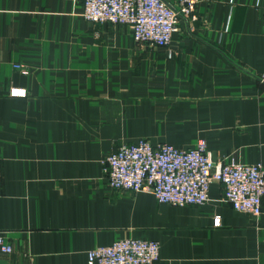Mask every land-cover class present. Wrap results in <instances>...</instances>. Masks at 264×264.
Instances as JSON below:
<instances>
[{
	"label": "crops",
	"instance_id": "obj_1",
	"mask_svg": "<svg viewBox=\"0 0 264 264\" xmlns=\"http://www.w3.org/2000/svg\"><path fill=\"white\" fill-rule=\"evenodd\" d=\"M82 1L0 0V234L13 248L0 264H87L128 237L159 242L155 264H264V196L252 216L214 180L204 203L173 206L110 188L102 163L147 138L264 166V0H195V19L154 47L85 20Z\"/></svg>",
	"mask_w": 264,
	"mask_h": 264
},
{
	"label": "built area",
	"instance_id": "obj_2",
	"mask_svg": "<svg viewBox=\"0 0 264 264\" xmlns=\"http://www.w3.org/2000/svg\"><path fill=\"white\" fill-rule=\"evenodd\" d=\"M195 0H83L81 16L90 22L127 25L132 39L149 46H167L183 17L194 20ZM22 74L26 65L14 64ZM264 80V74L261 75ZM9 95L25 97L26 89L12 87ZM102 163L108 186L114 190L151 192L160 203L173 206L200 205L208 199L212 181L223 184V200L235 210L252 216L261 213L264 196V166L234 158L214 160L205 140L179 148L169 143L152 144L147 138L121 144L106 154ZM215 216L213 225L219 226ZM12 245L0 234V252L11 253ZM159 242L122 238L87 251V264H155ZM27 264H35L31 258Z\"/></svg>",
	"mask_w": 264,
	"mask_h": 264
}]
</instances>
